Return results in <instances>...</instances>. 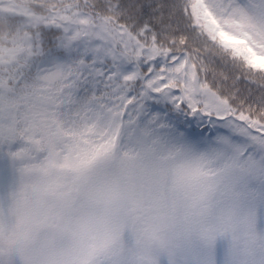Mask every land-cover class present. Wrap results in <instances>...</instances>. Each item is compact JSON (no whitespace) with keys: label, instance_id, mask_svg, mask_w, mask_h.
<instances>
[{"label":"trees","instance_id":"1","mask_svg":"<svg viewBox=\"0 0 264 264\" xmlns=\"http://www.w3.org/2000/svg\"><path fill=\"white\" fill-rule=\"evenodd\" d=\"M192 4L0 0V190L9 176L48 155L49 139L82 163L63 178L71 189L65 198L48 189L0 199V240L30 255L8 250L0 253V264H44L54 256L79 264L76 245L101 227L119 237L99 264L116 252L121 264H129L143 256L141 224L154 215L184 216V229L216 224L243 235L245 242L208 247L190 240L187 250L200 264H264V71L195 27ZM74 31L78 39L71 43ZM96 33L103 39L93 56ZM106 50L111 57H103ZM56 56L66 64L62 79L52 87L38 82L37 66ZM178 57L197 73L203 91L193 107L182 83L160 91L148 85L162 63ZM123 64L134 68V79H122ZM171 92L179 94V103ZM90 106L135 134L137 148L123 160L112 152L100 156L98 140L81 135L80 117ZM189 129L210 144L213 160L193 188L181 189L158 168L192 142ZM136 188L146 192V211L133 206ZM193 197L202 198L197 215Z\"/></svg>","mask_w":264,"mask_h":264},{"label":"rangeland","instance_id":"2","mask_svg":"<svg viewBox=\"0 0 264 264\" xmlns=\"http://www.w3.org/2000/svg\"><path fill=\"white\" fill-rule=\"evenodd\" d=\"M252 4L245 0H193L191 13L194 17L195 26L204 31L210 39H216L235 56H245L250 64L264 70V7L263 0ZM261 4V5H259ZM76 33H73L71 42L76 41ZM98 39L94 41L93 52L98 48ZM65 70V65L61 60H50L41 63L36 70V78L48 86L57 83ZM168 73L162 77L168 81H184L191 96L192 69L184 59H179L173 67L167 69ZM125 79H132L135 72L126 70L122 74ZM152 83V82H151ZM152 89L159 90L163 84H150ZM190 103H193L191 98ZM80 132L84 137L97 138L100 143V155L115 150L122 154L134 147L136 137L130 131L121 130V127L113 122L111 118H103L99 112L90 108L81 117ZM48 155L34 166H27L21 171V175L16 177L9 176L8 184L4 190L0 191V199L8 200L16 195L32 194L34 192H45L48 189H56L55 193L60 198H65L69 194L70 187L65 186L62 181L63 174L59 171H77L82 164L69 156L66 147L56 144L53 140L47 141ZM212 155L207 146L199 145L198 151L192 148L188 143L181 150L180 154L169 162L165 167L158 168V172L165 175L173 185L181 188H193L196 179L201 176L204 168L210 164ZM15 172V171H13ZM43 172L44 177H35L36 173ZM96 197V196H94ZM132 201L136 206H140L142 211H146L147 205L145 192L136 188L131 193ZM190 204L194 206L198 214L203 211L201 197H193ZM103 203L105 200L103 199ZM148 203V202H147ZM134 206V205H133ZM135 206V207H136ZM137 208V207H136ZM154 209V207H153ZM181 219H173L163 215H154L151 218L146 217L145 223L141 224L142 242L147 245L160 248V252L147 250L143 252V258L149 257V260L155 264H194V259L190 255L187 247L189 241H204V237H212L209 241L214 244L216 241H225L230 239H241L243 236L238 233L234 238L228 236L229 232H224L222 236L214 226L211 230H193L191 236L185 232L183 226H180ZM45 223H43L44 225ZM227 235V236H226ZM264 236V234H262ZM118 231L110 228L101 227L95 230L94 235H88L83 243L76 245L79 264H99L103 258V251L118 239ZM82 238V237H81ZM21 246L16 248L8 245L5 239L0 242V253L10 250L14 255H22L23 258H29L27 252H20ZM111 255L104 264H113L115 260L118 264L121 259H117V252ZM108 255V256H109ZM140 258H133L132 264H145ZM243 262V259L238 261ZM74 259L70 257L60 258L54 256L48 259L44 264H73ZM197 263V261H196Z\"/></svg>","mask_w":264,"mask_h":264},{"label":"water","instance_id":"3","mask_svg":"<svg viewBox=\"0 0 264 264\" xmlns=\"http://www.w3.org/2000/svg\"><path fill=\"white\" fill-rule=\"evenodd\" d=\"M192 85H193L194 94L197 96L199 93V85H198V79H197L196 74L194 75Z\"/></svg>","mask_w":264,"mask_h":264}]
</instances>
